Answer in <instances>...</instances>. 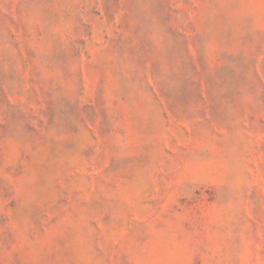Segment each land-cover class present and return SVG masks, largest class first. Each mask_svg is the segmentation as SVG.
<instances>
[{
    "label": "rangeland",
    "instance_id": "obj_1",
    "mask_svg": "<svg viewBox=\"0 0 264 264\" xmlns=\"http://www.w3.org/2000/svg\"><path fill=\"white\" fill-rule=\"evenodd\" d=\"M0 264H264V0H0Z\"/></svg>",
    "mask_w": 264,
    "mask_h": 264
}]
</instances>
